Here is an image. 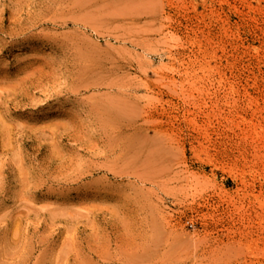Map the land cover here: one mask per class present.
<instances>
[{"label":"rangeland","instance_id":"1","mask_svg":"<svg viewBox=\"0 0 264 264\" xmlns=\"http://www.w3.org/2000/svg\"><path fill=\"white\" fill-rule=\"evenodd\" d=\"M0 264H264V0H0Z\"/></svg>","mask_w":264,"mask_h":264}]
</instances>
